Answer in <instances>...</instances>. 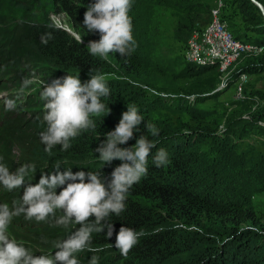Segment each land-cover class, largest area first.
Returning a JSON list of instances; mask_svg holds the SVG:
<instances>
[{
	"label": "trees",
	"instance_id": "trees-1",
	"mask_svg": "<svg viewBox=\"0 0 264 264\" xmlns=\"http://www.w3.org/2000/svg\"><path fill=\"white\" fill-rule=\"evenodd\" d=\"M49 1L56 14L67 16L79 39L53 23L30 24L17 31L2 57L19 68L31 65L41 71H58L57 78L67 73L80 75L84 83L90 80L92 70L93 74H105L111 94L102 102L111 111L93 118L95 130L71 140L67 151L57 145L51 155L41 143L46 124L40 116L17 126L6 124L0 127V162L12 172L23 164H34L35 172L26 178L25 187L38 183L42 173L51 174L57 161L74 173H101L107 180L122 162L104 165L95 149L115 129L128 104L139 109L145 122L135 138L120 147H132L140 135H146L156 144L152 155L162 148L169 159L166 166L158 168L150 156L147 175L127 194L125 211L110 218L116 232L125 226L143 233L127 257L111 246L115 236L109 241L104 233H93V246L104 251L78 254L80 264H88L92 255L99 257V264H264V217L254 202L264 193V110L251 118L234 113L220 125H224L223 130L219 129L216 112L201 106L220 94L216 91L223 76L220 65L197 66L180 55L167 56L153 26L157 6L172 9L177 17L175 39L186 45L191 36L211 23L212 11L221 2V18L235 39L264 50L260 10L251 0H132L135 51L129 57L111 53L104 61L87 49L90 41L100 38L83 24L84 13L94 0ZM257 1L264 6V0ZM232 18L250 26L258 37L235 36ZM49 33L53 38L42 43L41 38ZM260 62L244 71L264 72V57ZM259 99H264V92L250 89L245 91L244 100L232 105L251 111ZM147 122L157 127L158 136L147 133ZM254 136L260 137L258 143H246ZM17 150L19 155H13ZM0 191H4L0 192V204L11 205L23 195V188L8 192L0 186ZM78 227L38 224L20 216L14 218L9 232L30 243L40 255L41 250L54 252L52 242L67 238Z\"/></svg>",
	"mask_w": 264,
	"mask_h": 264
},
{
	"label": "clouds",
	"instance_id": "clouds-1",
	"mask_svg": "<svg viewBox=\"0 0 264 264\" xmlns=\"http://www.w3.org/2000/svg\"><path fill=\"white\" fill-rule=\"evenodd\" d=\"M131 7L132 0H94L88 6L83 24L89 32H97L100 36L98 41H90L87 46L91 56L107 61L111 53L129 57L135 51ZM52 38L49 33L41 38L42 43L47 44ZM89 75L90 80L86 83L81 81L80 75L67 73L45 85L41 98L45 101L43 120L46 130L40 135L49 155L57 145L67 151L71 140L82 132L95 130L93 118H99L105 112L110 114V108L102 102V98L111 94L108 77L102 73L93 74V70ZM14 106V101L8 102L9 110ZM144 122L139 109L128 104L115 129L109 131L106 140L95 149L99 154L97 158L104 165L114 160L122 162L107 180L101 178V173H74L72 168H62L61 162L57 161L51 174L42 173L38 183H27L25 187L26 178L35 172V165L23 164L12 172L0 162V186L8 192L23 188V195L11 205L0 204V264H80L78 254L104 251L102 247L93 246V233H104L109 241L115 236L111 246L127 257L143 233L125 226L116 232L110 218L125 211L127 194L147 175L150 156L158 168L169 163L168 153L162 148L152 155L156 144L146 135H140L132 147H120L135 138ZM145 129L152 137L159 135L151 122L145 124ZM57 189H62L59 194ZM20 216L38 224L55 222L65 229L72 225L79 227L67 238L52 242L54 252L36 255L30 247L10 235V225ZM44 243L49 242L45 240ZM88 264H99V257L92 255Z\"/></svg>",
	"mask_w": 264,
	"mask_h": 264
},
{
	"label": "rangeland",
	"instance_id": "rangeland-1",
	"mask_svg": "<svg viewBox=\"0 0 264 264\" xmlns=\"http://www.w3.org/2000/svg\"><path fill=\"white\" fill-rule=\"evenodd\" d=\"M175 1L179 2L180 0ZM218 8L222 13L223 4L221 2L218 3ZM174 13L170 8L157 6L153 26L156 27L159 33L163 52L169 57L180 55L187 61L189 46L188 44L183 45L175 39L177 17ZM231 21L234 22L235 36L241 34L248 39L258 37L257 34L252 32V28L248 29L250 26L247 24L235 21L233 18ZM35 23H53L66 30L69 29L73 34L67 16L56 14V7L49 0H0V33H2L0 34V127L6 124L17 126L39 116L43 119L45 101L41 98L42 91L45 85L57 79L59 74L55 70L44 69L41 71L31 65L19 68L12 61L5 60L2 57L9 44L14 41L17 31ZM209 25L199 33L202 34ZM262 57H264V50L259 53H247L241 59H238L223 73L222 79L216 88V91L220 92L219 96L201 106L204 109L216 112L219 129L223 130L224 125L221 127L220 125L224 124L227 118L234 113L244 114V117L251 118V116L259 115L264 110V99H259L251 111L246 112L244 109L232 105V102L245 99V91L254 89L264 92V72L251 74L244 71L251 66H258ZM234 76L235 78L232 79ZM28 80L31 81L30 84L25 83ZM9 101L15 103L14 108L11 110L8 108ZM259 141L260 137L254 136L249 138L246 143L254 144ZM13 155L18 156V150ZM254 202L256 210L261 217H264V193L257 195ZM24 244L29 247L30 243ZM41 251L42 253L48 252Z\"/></svg>",
	"mask_w": 264,
	"mask_h": 264
},
{
	"label": "bare ground",
	"instance_id": "bare-ground-1",
	"mask_svg": "<svg viewBox=\"0 0 264 264\" xmlns=\"http://www.w3.org/2000/svg\"><path fill=\"white\" fill-rule=\"evenodd\" d=\"M218 21H221V26H223L226 31V37H228V46H225L220 50H214L211 39H216L217 27H214V25H216ZM235 45H239L241 52H236V47H233ZM188 46V63L197 66L218 63L222 73L226 72L238 59H241V57L245 54L263 52L262 48H259L253 43H245L234 39L227 23L221 18V10L219 8L212 11V21L209 27L202 34L197 32L191 36Z\"/></svg>",
	"mask_w": 264,
	"mask_h": 264
},
{
	"label": "built area",
	"instance_id": "built-area-1",
	"mask_svg": "<svg viewBox=\"0 0 264 264\" xmlns=\"http://www.w3.org/2000/svg\"><path fill=\"white\" fill-rule=\"evenodd\" d=\"M214 27H217V34H216V39H211L213 43V49L214 50H220L223 49V47L228 46V37H226V31L221 26V21H218ZM233 47H236V52H241L239 45H235ZM264 122V121H263Z\"/></svg>",
	"mask_w": 264,
	"mask_h": 264
},
{
	"label": "water",
	"instance_id": "water-1",
	"mask_svg": "<svg viewBox=\"0 0 264 264\" xmlns=\"http://www.w3.org/2000/svg\"><path fill=\"white\" fill-rule=\"evenodd\" d=\"M251 2L260 10L261 14L264 17V6L258 2L257 0H251ZM69 31V30H68ZM70 32V31H69ZM71 33V32H70ZM75 37L79 39V37L75 34Z\"/></svg>",
	"mask_w": 264,
	"mask_h": 264
}]
</instances>
